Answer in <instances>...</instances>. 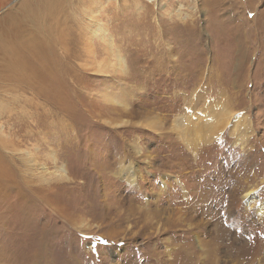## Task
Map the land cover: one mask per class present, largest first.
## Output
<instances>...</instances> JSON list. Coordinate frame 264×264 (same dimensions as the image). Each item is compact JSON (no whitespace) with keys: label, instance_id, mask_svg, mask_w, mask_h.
Wrapping results in <instances>:
<instances>
[{"label":"rangeland","instance_id":"rangeland-1","mask_svg":"<svg viewBox=\"0 0 264 264\" xmlns=\"http://www.w3.org/2000/svg\"><path fill=\"white\" fill-rule=\"evenodd\" d=\"M33 1L1 36L38 35ZM49 1L46 85L0 53V264H264V49L233 34L264 0Z\"/></svg>","mask_w":264,"mask_h":264},{"label":"bare ground","instance_id":"bare-ground-1","mask_svg":"<svg viewBox=\"0 0 264 264\" xmlns=\"http://www.w3.org/2000/svg\"><path fill=\"white\" fill-rule=\"evenodd\" d=\"M64 1L65 0H60V1L58 0L59 3H62ZM146 1H148L149 3L154 4V5L160 4L159 0H146ZM219 1H220V4L216 3L215 7L219 10H222L221 6L223 5L224 1L223 0H219ZM209 2H211V1H209ZM212 2H213V0H212ZM56 6H57V4H56ZM43 7L50 10V7L47 6V4H44ZM58 7H56V11H57ZM182 8H183V5L179 6V9L173 10L175 13L167 12L168 13V20H169L171 26L177 25V24L180 25V23L184 24V23L188 22V16L189 15H185L184 13H182ZM56 11H54V12L56 13ZM210 13H212V10H210ZM53 15L50 12H49V15H47V11L45 14H39L40 21H39V24H38L37 30H36L38 35L36 36V34H35L33 36L34 38L32 37V39L30 41L28 39L24 40L25 35L22 34V32L18 31L19 27H20V25H18V23H15V26L10 25L11 28H10V26L5 24L4 26L6 28L4 27L5 29L3 28V30H5L8 33L3 35V36H1V30L2 29L0 30V53L3 52V56L5 54L3 64H2L4 71L7 72V71L11 70L12 72H9V73L14 74L13 77H15V79L18 81H26V79H28L27 76L30 73H32V72L35 73V77L33 78L34 84L32 87L36 86V88H37L39 86V83H40V85L45 86L46 83L49 81V77H48L49 73L46 72V71H48L47 69H49L48 68L49 64L44 62L46 60V56L49 55V54H47L48 51L46 50L47 46L50 43L56 44V42L66 44L68 41V39H66L64 32H62V30H61V33L63 34V36H60L59 38L55 39L57 29L54 30L49 25V19L50 18L52 19ZM217 16H218V14H217ZM255 16L256 15H252L251 17L254 18ZM55 17L57 18L56 14H55ZM56 18H55L56 22L59 21V25L63 26L64 25L63 23L65 22V20H62L60 18L56 19ZM252 23L254 25L255 21H253ZM257 23H258L257 27L254 25V26H252V29H251L250 27H246V25H245V26H243L244 27L243 29L237 28L233 33V34H238L237 42L239 44L237 45V47H238L237 60L239 63L241 62L240 63L241 65H242V63H246L249 60L250 51L255 50V49H257L258 51L264 49V12H263V19L259 20ZM62 26H61V29H62ZM103 31H104V29H103ZM59 33L60 32H58L57 34H59ZM93 33L94 32H92V34ZM52 44H50V45H52ZM29 45H30V47H29ZM19 49H20V51H19ZM33 51H34V53H33ZM51 54L54 55V51ZM32 56L35 58L37 57L38 59L39 58L42 59V57H43L44 61L41 64H39V65L37 64L35 66L33 65L30 68L27 66L28 64H26V59L28 57H32ZM28 62L29 61H27V63ZM242 66H244V65H242ZM16 74H19V76H17ZM22 76H26V77L24 78ZM35 81H37L39 83L37 84V83H35ZM27 85L28 84H26V86ZM227 99L230 101L229 98H226V100ZM223 100H225V99H223ZM228 100H227V102H229ZM220 104L222 105V108H220V110H218V112L214 116V118L217 116L218 117H217L216 122L213 126L212 135H216L219 131L222 130L223 127H226V125L229 123L230 119L232 120V118H233L232 115L230 116V112L225 110V107H223L224 103H220ZM181 122H182V120H181ZM238 136L241 137L242 135L238 134ZM242 139H241V141H242ZM251 196H252V193H250V194L248 193L245 195V198L249 199V198H251Z\"/></svg>","mask_w":264,"mask_h":264},{"label":"crops","instance_id":"crops-1","mask_svg":"<svg viewBox=\"0 0 264 264\" xmlns=\"http://www.w3.org/2000/svg\"><path fill=\"white\" fill-rule=\"evenodd\" d=\"M32 2H34L33 0H32ZM39 2H43V0H40ZM49 0H47V1H45L44 2V4H47V6H49ZM23 7L21 8V10L23 9V11L24 12H28L30 9H32L30 6H27V8H25L26 6L25 5H22ZM25 8V9H24ZM39 8V7H38ZM29 9V10H28ZM46 11H47V14H49V11L50 12H53V10L50 8V10L49 9H47V8H45V7H43V9L42 10H40V9H38V12H39V14H45L46 13ZM53 15V14H52ZM54 18V15L52 16V19Z\"/></svg>","mask_w":264,"mask_h":264}]
</instances>
